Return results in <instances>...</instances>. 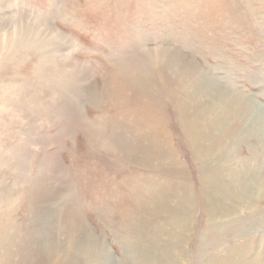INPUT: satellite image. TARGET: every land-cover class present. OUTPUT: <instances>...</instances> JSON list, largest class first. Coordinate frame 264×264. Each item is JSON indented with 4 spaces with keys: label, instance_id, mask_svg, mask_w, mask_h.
<instances>
[{
    "label": "rangeland",
    "instance_id": "obj_1",
    "mask_svg": "<svg viewBox=\"0 0 264 264\" xmlns=\"http://www.w3.org/2000/svg\"><path fill=\"white\" fill-rule=\"evenodd\" d=\"M0 65V264H264V0H0Z\"/></svg>",
    "mask_w": 264,
    "mask_h": 264
},
{
    "label": "bare ground",
    "instance_id": "obj_2",
    "mask_svg": "<svg viewBox=\"0 0 264 264\" xmlns=\"http://www.w3.org/2000/svg\"><path fill=\"white\" fill-rule=\"evenodd\" d=\"M43 24V23H42ZM44 25V24H43ZM44 31V30H43ZM42 33V32H41ZM56 35V34H55ZM59 35V34H58ZM63 36V35H62ZM59 37V36H58ZM62 38V37H61ZM64 40V39H63ZM68 40V39H67ZM69 41V40H68ZM67 42V41H66ZM64 43H65V41H64ZM72 43V42H71ZM37 44H38V42H37ZM51 44V43H50ZM53 45H54V43H53ZM49 46V45H48ZM56 46V45H55ZM59 46V45H58ZM64 48V47H63ZM66 48V47H65ZM17 49V48H16ZM71 49H72V47H71ZM13 50L14 49H12V47H10V48H7V50L6 49H4V53H5V57H7V58H9L10 57V55L11 56H13L14 54H13ZM70 50V49H69ZM15 52H16V50H14ZM73 52V51H72ZM71 54V53H70ZM1 66V65H0ZM194 67V66H193ZM199 71V70H198ZM197 71V72H198ZM137 74H135V76H136ZM204 75H205V73H204ZM154 76V75H153ZM137 78H139V77H137ZM178 80V79H177ZM179 80H181V79H179ZM132 81V80H131ZM137 81H138V79H137ZM182 81V80H181ZM138 83V82H137ZM178 83H180V84H182L181 82H179L178 81ZM184 83H186V82H184ZM139 84V83H138ZM195 84V83H194ZM197 84V83H196ZM200 84V83H199ZM131 85V84H130ZM149 85V84H148ZM201 85V84H200ZM203 85V84H202ZM193 85H191L190 87H192ZM198 86V85H197ZM186 87H188V86H186ZM189 87V88H190ZM202 87V86H201ZM141 88V87H140ZM195 88H197V87H195ZM203 88H204V86H203ZM205 90V89H204ZM192 91H194V90H192ZM202 90L200 89V92H201ZM202 93V92H201ZM204 93V92H203ZM208 94V93H207ZM197 95V94H196ZM200 95V94H199ZM203 95V94H202ZM200 98V97H199ZM208 99H209V97H208ZM234 101V100H233ZM205 103V102H204ZM204 103H202V104H204ZM237 103V102H236ZM239 103H241V102H239ZM213 104V103H212ZM206 105H208V104H206ZM227 105V104H226ZM237 105H239V109H240V112L241 113H238L236 110H238V108H236V110H233L232 112L229 110V108L228 109H226L225 110V108H224V110L223 111H221L222 113H224L223 115H224V117L226 118V114L227 115H232V116H237L238 114H241V115H243V109H241V106H240V104H237ZM243 105V104H242ZM245 105V104H244ZM251 105V104H250ZM225 106V105H224ZM223 106V107H224ZM249 106V105H248ZM226 107H228V106H226ZM242 107H244V106H242ZM183 109H182V118H183V122H184V127L185 128H187V130H186V135H188L189 137H191V140H192V143L194 144V146L196 147V148H199V146H200V143L203 141H205V140H207V139H211L210 137H209V133H207L206 131H204L205 129V127H204V124H202L204 121H203V119L201 120L198 116H191V115H189V113H188V107H186V105L184 106V107H182ZM215 108V107H214ZM245 108H246V106H245ZM250 108V107H249ZM223 109V108H222ZM250 110H251V108H250ZM244 111L246 112V110L244 109ZM207 112V111H206ZM222 113H220V116H221V121H220V125L221 126H223L224 124H223V120H222V118H223V116H222ZM199 114H201V113H199ZM263 116V115H262ZM240 117V115L238 116V118ZM264 117V116H263ZM207 118V117H206ZM217 118V117H216ZM216 118H215V121H216ZM210 120V119H209ZM212 121V120H211ZM217 121H218V119H217ZM209 122V121H208ZM226 122H227V120H226ZM210 123V122H209ZM240 123V122H239ZM193 125L194 126V131H190V130H188V126L189 125ZM223 124V125H222ZM206 126H209V125H206ZM215 125H213V127H214ZM210 127H211V125H210ZM212 127V128H213ZM184 128V129H185ZM206 128H208V127H206ZM226 128V127H225ZM102 129V128H101ZM105 129V128H104ZM215 129H216V127H215ZM207 130H209V129H207ZM214 130V129H213ZM212 130V131H213ZM223 130V129H222ZM104 131H106V130H101V131H99V132H97V134H95V135H98L99 137H100V139H101V143L103 142V143H107V145H111L112 146V149L115 151V152H118L119 153V151L122 153V152H124V153H128V154H130V155H135L133 152H135L134 150H132V149H129V147L131 146V144L127 141H125V139L122 137H119V136H116L115 134L113 135V133H111V134H109V133H105ZM210 131V130H209ZM192 132V134H191V136H190V133ZM224 133V132H223ZM140 135V134H139ZM145 137H146V140L144 141V142H142L141 143V146L142 147H144L145 145H147L146 147H150L151 148V144L153 143L154 145H155V148L153 149V148H151V150L153 151V152H156L157 153V155H155L154 157H155V159L156 160H161L160 158H164V156H166V153L164 152V150H163V148H164V144L162 145V147L163 148H161V147H158V145L160 144V143H162L161 141H160V139H159V137L158 136H156L155 135V137H152L153 136V134H151L152 136H150L149 134H147V133H145ZM97 137V136H96ZM151 138L150 139V141H148L147 142V138ZM91 141H92V136H91ZM212 139L216 142V144H211V147H213V145H216V148H219L220 146H221V144H223V141H221V140H219L218 138H217V136H212ZM95 141V140H94ZM222 142V143H221ZM151 143V144H150ZM214 143V142H213ZM224 145V144H223ZM94 146V145H93ZM97 146V145H96ZM102 146H103V144H102ZM95 147V146H94ZM210 147V148H211ZM204 148V147H203ZM200 149V148H199ZM207 150H209L208 149V147H207ZM211 150V149H210ZM143 152L144 151H139V152H137V153H141L142 155H143ZM167 152V151H166ZM169 152H167V154H168ZM202 153H203V151H202ZM208 153V152H207ZM169 155V154H168ZM144 156V155H143ZM146 157V156H145ZM167 157V156H166ZM163 160V159H162ZM68 197V196H67ZM43 233V232H42ZM89 235H90V233H89ZM41 236V235H40ZM91 237H92V235H91ZM94 237V236H93ZM92 237V238H93ZM91 238V239H92ZM93 243V242H92ZM101 244V243H100ZM42 245V244H41ZM94 245V244H93ZM104 245V244H103ZM1 246V245H0ZM101 248H102V246H100ZM91 248V247H90ZM104 248V247H103ZM2 255V254H1ZM0 255V256H1ZM7 257H9V258H11L9 255H6V256H4V258H7ZM1 260H3V259H1V257H0V262H1ZM11 260H7V261H5V262H7V263H9ZM2 264H3V262H2ZM12 264V263H11Z\"/></svg>",
    "mask_w": 264,
    "mask_h": 264
}]
</instances>
